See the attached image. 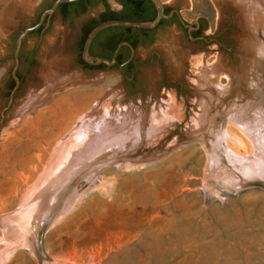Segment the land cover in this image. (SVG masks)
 Returning a JSON list of instances; mask_svg holds the SVG:
<instances>
[{
	"label": "rangeland",
	"instance_id": "rangeland-1",
	"mask_svg": "<svg viewBox=\"0 0 264 264\" xmlns=\"http://www.w3.org/2000/svg\"><path fill=\"white\" fill-rule=\"evenodd\" d=\"M162 1L188 24L203 20L208 37L223 31L233 53L166 25L139 46L130 81L83 63L102 5L58 11L27 38L9 106L17 40L55 0H0V264H264V176L228 156L254 150L241 126L264 134V0ZM126 108L114 142L77 163L57 207L29 217L22 204L71 155V134ZM227 131L234 139L220 145ZM222 167L234 186L216 176ZM78 191L90 193L66 212Z\"/></svg>",
	"mask_w": 264,
	"mask_h": 264
},
{
	"label": "bare ground",
	"instance_id": "bare-ground-1",
	"mask_svg": "<svg viewBox=\"0 0 264 264\" xmlns=\"http://www.w3.org/2000/svg\"><path fill=\"white\" fill-rule=\"evenodd\" d=\"M99 105H101V103H99ZM132 111L133 110H129L128 108H126L124 111H120L118 113H109L105 116L100 115L98 117L90 118L91 120L88 119V121L83 122L84 125L81 129L76 130V132L71 134L72 136H74L75 140L72 143L73 151L71 155L66 159L63 157L64 159L61 160V162L59 163H57L56 161H52V164H55L48 168L49 172L52 170L51 178L49 179L48 177L49 181L47 180L46 183L44 182L45 184L43 183V188L39 187L37 189H34L33 192L30 194L32 198L29 197V199L22 204L21 207L27 209V215L29 217H32L36 210H38L39 212H44V210L46 209H54L57 207L60 200L59 194L61 193L62 188L65 186L68 180L67 178H69V176H74L75 172L73 169H75L77 163L83 157H92L93 152L97 149H100L104 146H107L108 144L113 143L114 140L113 137L109 134V131H111V129L114 130L115 128H119L124 125V123H126L128 120L127 118L129 116L131 117L134 113H132ZM142 116L143 115L141 113L138 115L140 121L143 120ZM151 127H153V130L156 129V123L153 117ZM240 128L252 141L254 150L249 155L245 154L243 158L239 157L237 154H228V156L233 163L237 162L241 165V167L244 168V174L264 176V134L260 133L258 128L251 129L245 126H241ZM228 131L227 134L223 133L220 138H218L220 145H222L223 141L226 140V138H232V140L234 139L233 136L230 135L231 132L228 133ZM59 157H61V155ZM59 157L57 156V158ZM216 176L218 178L226 180L227 183L230 185L234 186L236 184V176H233L231 172L225 171L223 167L221 168L220 172H217ZM89 193L90 191H78V193L74 195L70 200L68 208L66 207V212L75 209L76 206L84 198H86Z\"/></svg>",
	"mask_w": 264,
	"mask_h": 264
},
{
	"label": "flooded vegetation",
	"instance_id": "flooded-vegetation-1",
	"mask_svg": "<svg viewBox=\"0 0 264 264\" xmlns=\"http://www.w3.org/2000/svg\"><path fill=\"white\" fill-rule=\"evenodd\" d=\"M56 1V0H55ZM120 4L122 5V10L120 11L123 15H127L128 12H130V9L128 8V5L118 0ZM146 3V9L142 13V18H145L147 20L150 19H156L158 16V10L155 6L154 2L152 0H144ZM109 3V2H108ZM52 4V3H51ZM50 5L46 7V9L43 10V12L50 8ZM103 6L104 11L101 13L100 17L97 19V21H101L103 19V14L107 12L108 7L103 2L100 4ZM99 5V6H100ZM110 6V4H109ZM98 7V6H97ZM97 7H92L89 9H95ZM110 8L114 10L111 6ZM83 7L78 5L76 8H73L72 10V16L82 14ZM60 11V10H58ZM57 11V12H58ZM115 11V10H114ZM43 12L37 17L35 24H38L40 22L41 16ZM56 12V13H57ZM63 12V11H62ZM173 13V16L171 18L163 19L160 25L155 29H140V28H125L122 29H111L107 30L100 36H98L90 49V53L94 57L98 58H105L109 59L111 61H114L116 59V64L110 67L118 68L127 79L130 81H134V79L137 76L139 68L142 66V61H140L137 58V50L140 45H147L149 42L153 41L156 37V34L159 30L163 29L166 25H176L177 27H182L185 31H187L188 38L193 42H199V43H218L223 49L227 50L230 53H233V48L223 42V38L225 37V34L223 31H221L218 35L215 37H208L206 35L207 26L203 20L199 21L196 24L192 25V29L185 26L182 21L181 12L178 7H166V14L170 15ZM64 15V12H63ZM95 21V20H94ZM93 21V22H94ZM49 19L47 22L42 25L43 27L41 30L37 29L31 34H42L44 30L46 29L48 25ZM33 25V26H34ZM29 35V36H30ZM28 36V37H29ZM27 37V38H28ZM27 38L24 41L23 47L20 52V67L22 64V55L25 47V43L27 41ZM122 45V46H121ZM121 47V48H120ZM120 49V50H119ZM84 59V58H83ZM91 67L94 68H106L109 65L106 63H102L100 65H91ZM18 69V76L20 78V81L22 83V78L19 75ZM14 78V77H13ZM15 86L13 87L12 92L14 91L17 81L14 78ZM21 85V84H20Z\"/></svg>",
	"mask_w": 264,
	"mask_h": 264
},
{
	"label": "water",
	"instance_id": "water-1",
	"mask_svg": "<svg viewBox=\"0 0 264 264\" xmlns=\"http://www.w3.org/2000/svg\"><path fill=\"white\" fill-rule=\"evenodd\" d=\"M78 1L79 0H56L52 7H50L49 9H47L43 12L41 19H40V22L38 24L26 28L22 32V34L19 36V38L17 40V48H16V52H15L16 66H15L14 71H13V76L17 81V85L11 94V101H10L9 106H11L13 104V101L15 98V93L21 84L20 78H19L17 73H18V69L20 67V52H21V49L23 47L25 39L30 35V33L39 29L42 25H44L47 22V20L50 19L60 9V7L63 3H74V2H78ZM152 1L154 2L155 6L157 7V10H158V16L153 21L143 22V21L108 20V21H105V22L99 24L90 33V35H89V37L85 43L84 50H83L84 60L88 64L95 65V66L100 65L102 63H106L109 66H113L116 64V59L114 61H111V60L105 59V58L94 57L90 53V49H91V46H92L94 40L105 29H108L111 27H125V28H140V29H150L151 30V29L157 28L163 19L171 18L173 16V13L170 15L166 14V6L162 0H152ZM182 21H183V24L185 26L192 29V24H188V23L184 22L183 19H182Z\"/></svg>",
	"mask_w": 264,
	"mask_h": 264
},
{
	"label": "trees",
	"instance_id": "trees-1",
	"mask_svg": "<svg viewBox=\"0 0 264 264\" xmlns=\"http://www.w3.org/2000/svg\"><path fill=\"white\" fill-rule=\"evenodd\" d=\"M121 2L125 3L128 5V8L130 9V12H128L127 15H123L121 12H116L112 10L109 6L108 0H79L78 2L74 3H63L60 7V11L64 12V17L69 18L72 16V10L73 8H76V6L80 5L83 7L82 14H85L89 11V8L92 7H97L99 6L102 2L106 4L108 7L107 12L103 14V19L101 21L95 20L94 22H91L85 27L84 31V38H83V47L85 46V43L90 35V33L101 23L108 21V20H122V21H153L154 19L147 20L145 18H142V13L146 9V3L144 0H120ZM54 3L51 4L50 7L53 6ZM43 27H41L39 30H41ZM123 27H111L108 29H105L102 31L98 36L106 32L107 30L111 29H122ZM130 29V28H128ZM34 32V31H33ZM32 32V33H33ZM84 50V48H83ZM83 63L91 67L84 59ZM15 83V82H14ZM16 84V83H15ZM15 86V85H14Z\"/></svg>",
	"mask_w": 264,
	"mask_h": 264
}]
</instances>
